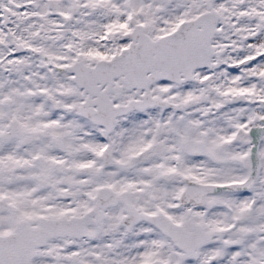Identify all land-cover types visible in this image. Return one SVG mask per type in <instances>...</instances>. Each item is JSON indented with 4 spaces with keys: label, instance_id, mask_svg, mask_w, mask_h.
<instances>
[{
    "label": "snow or ice",
    "instance_id": "1",
    "mask_svg": "<svg viewBox=\"0 0 264 264\" xmlns=\"http://www.w3.org/2000/svg\"><path fill=\"white\" fill-rule=\"evenodd\" d=\"M0 264H264V0H0Z\"/></svg>",
    "mask_w": 264,
    "mask_h": 264
}]
</instances>
